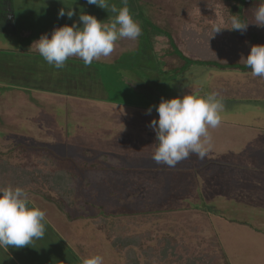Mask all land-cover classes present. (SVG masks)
<instances>
[{"label": "rangeland", "instance_id": "rangeland-1", "mask_svg": "<svg viewBox=\"0 0 264 264\" xmlns=\"http://www.w3.org/2000/svg\"><path fill=\"white\" fill-rule=\"evenodd\" d=\"M7 2L0 9V151L8 162H0V188L31 184L23 169L74 175L73 203L64 213L38 194L41 178L26 190L45 211L47 232L32 251L20 249L25 264H83L93 255H101L103 264H124L128 250L117 245L120 238L146 231L151 240L144 235L132 245L140 263L147 248L163 246L159 237L169 235L176 247L161 251L163 257L173 252L165 264H179V258L188 264H264V85L254 88L260 78L250 71L193 64L178 72L170 58H160L170 40L181 44L184 28L209 37L215 23L230 28L233 14L254 22L261 0H128L145 29L139 38L118 40L111 55L88 70L71 57L65 65L75 69L54 71L35 58V41L79 23L81 11L101 21L112 14L86 0H0ZM62 8L76 14L58 17ZM256 27L249 23L243 34L223 29L214 37L217 51L241 59L249 50L231 34L244 38ZM25 61L37 69L24 72ZM180 62L185 60L174 64ZM70 71L79 77L65 74ZM190 92H216L223 101L220 126L209 128L212 148L203 159L192 154L175 167L156 165L149 124L158 113L146 110ZM212 176L227 184L210 186ZM235 176L241 178L233 182ZM229 215L245 224L224 222Z\"/></svg>", "mask_w": 264, "mask_h": 264}, {"label": "clouds", "instance_id": "clouds-1", "mask_svg": "<svg viewBox=\"0 0 264 264\" xmlns=\"http://www.w3.org/2000/svg\"><path fill=\"white\" fill-rule=\"evenodd\" d=\"M121 2L123 7L117 8L109 0H87L89 5H96L112 15L101 21L81 11L79 23L73 21L71 25L56 27L50 37L45 33L34 42L39 55L57 69L64 68L71 57L81 59L88 66L94 60L110 56L118 40H136L142 35L141 25L134 19L128 0ZM75 14L72 8H62L58 17L67 15L72 19ZM253 19L254 22H247L239 14H233L231 27L215 24L213 35L223 29L243 34L249 23L264 27V0L255 7ZM241 59L253 77L264 79V44L252 45L247 57ZM153 108L158 118H153L149 127L155 132L156 148L152 160L156 165L175 167L192 154L205 158L212 148L209 128H216L222 122L224 104L218 93L201 96L190 92L182 97L162 98L158 105L149 106L145 114L151 115ZM46 232V213L33 205L24 188H0V249L34 247L36 241L45 238ZM103 260L101 255H93L85 258L83 264H103Z\"/></svg>", "mask_w": 264, "mask_h": 264}, {"label": "trees", "instance_id": "trees-1", "mask_svg": "<svg viewBox=\"0 0 264 264\" xmlns=\"http://www.w3.org/2000/svg\"><path fill=\"white\" fill-rule=\"evenodd\" d=\"M74 1H80V2H85V0H74ZM87 1V0H86ZM121 0H119L120 2ZM111 4L112 0L109 1ZM244 2V0H243ZM123 4L120 6L122 7ZM117 7V8H120ZM242 17V16H241ZM243 19H245V17H242ZM230 23V21H228V24ZM216 24V23H215ZM142 30L144 31V27H141ZM228 31V29H227ZM235 32V31H234ZM239 33V31H237ZM166 33V32H164ZM213 33H210L209 37H203V35L188 29V28H184L182 30V33L180 34V39L182 42H180L181 44L178 43H174V41L170 40V43L168 44V48L166 49V53L162 54L163 57H160L162 59L164 58H170V62L169 65L171 68H175L178 72L183 71L185 68L189 67L190 65L193 64H202V65H208V66H215L218 68H232V69H240L242 71H250L251 70L249 68H247L245 66V62L243 59H237L234 54H232L231 52H223L220 50L217 51L216 47H217V42L214 37L217 35ZM233 37H235L236 42H239L240 45L242 46V48H245L248 51V54L250 52L251 46L254 44H264V32L261 29L256 28H252L246 37H242L234 34H231ZM168 36V35H167ZM171 37V36H170ZM149 41V40H148ZM148 45L152 44V41L147 43ZM238 45V44H237ZM224 46V45H223ZM150 47V46H149ZM151 48V47H150ZM189 57L185 56L184 53ZM168 50V51H167ZM170 52V53H169ZM174 54L170 55V54ZM35 58H39V59H43L38 51H36ZM248 54H245L244 57L246 58ZM179 59H184L185 63H181L179 65H175L174 62H178ZM78 62H80V60H77ZM26 63H28V61H25ZM25 62L23 63V65L25 64ZM73 63V62H72ZM77 64V63H76ZM81 64V63H80ZM79 66V64H78ZM81 66V65H80ZM86 67L83 66L82 63V68ZM75 69V68H74ZM79 71H81L79 69ZM86 72V71H85ZM94 75V74H92ZM96 84V81H95ZM2 152L0 151V162L1 164H7V162H3L2 160ZM101 156L104 157H110L106 154H102ZM111 160L115 161L117 158L116 157H110ZM23 174L26 175L25 177L30 179V182L27 180L25 182L24 185H21L19 187L24 188L25 190L28 189H32L31 186L35 183L34 181H36L37 179L41 178L42 180H44L42 182L41 185H39L37 188V192L40 196H42L45 200L52 202L56 208L61 211L62 213L65 212V205L67 204L69 206V204H71L70 206H72V199L71 196L74 193V189L72 187V182L74 179V175L67 172V171H63V170H54L53 173L47 174L42 172L39 169H31L29 172L26 170H22ZM28 172V173H26ZM30 174V176L27 177V175ZM11 181V180H10ZM51 182L53 183V186L51 184ZM8 184L4 183L3 185H1V188H5L7 187ZM54 194V196L52 195ZM67 197L68 202H66L65 198ZM145 235V237H147L148 239L151 240L152 237H150L151 235L149 234L148 231H146L143 234L137 233V234H133L130 235L129 237H125V238H120L122 239V243L120 242V246H125L128 250V252L125 253V262L124 264H155L156 262H162L161 264H165L166 262H169L168 260H170V256L171 254H173V252L171 251V253H167L165 254V256L163 257L161 251L163 252H168L169 250H174V247H176V241H173L171 239V236L169 235H161V237H159L158 242L159 244L163 245L159 248H147L148 253L147 255H144V259L143 261L140 263V257L141 254L139 256H137V254H135V251H133L132 248H134L132 245L134 244H140V238L143 237ZM163 236V237H162ZM174 243V244H173ZM171 244L174 246L172 247ZM146 252V251H143ZM177 257H175V260L172 259L171 262L176 263ZM179 264H188L186 262H183L180 260H178ZM177 262V263H178Z\"/></svg>", "mask_w": 264, "mask_h": 264}, {"label": "crops", "instance_id": "crops-1", "mask_svg": "<svg viewBox=\"0 0 264 264\" xmlns=\"http://www.w3.org/2000/svg\"><path fill=\"white\" fill-rule=\"evenodd\" d=\"M5 4L7 5L8 4V2L7 3H2V4H0V9H6V7H1V6H5ZM6 16H8V15H6ZM5 20H6V18H5ZM42 62V65L44 64V67H45V69H46V64L41 60L40 61V63ZM41 65V66H42ZM77 65V64H76ZM78 66V65H77ZM24 67H25V70H24V72H31L32 71V69H37L36 67H35V64L33 63V64H31V63H26L25 62V64H24ZM48 68H51V70L52 71H54V70H56L57 68H55V67H53V66H50V65H48ZM65 70H68L69 68L71 69H73V68H76V67H73V66H69V64H67V65H65ZM85 68V67H84ZM87 68V67H86ZM87 70H88V68H87ZM46 74H49L47 71H44ZM86 73V72H85ZM65 74H69V75H71V74H74V73H72V71H70V72H66ZM74 75H77V74H74ZM78 76V75H77ZM79 77V76H78ZM71 78H72V76H71ZM79 80V79H78ZM262 85H264V79H262V78H260L259 79V82H255V84H254V88H259L260 86H262ZM51 86H53V84H51ZM44 87V86H43ZM48 86H46L45 85V88H47ZM132 137V136H131ZM189 170H191V169H189ZM185 172L187 173V174H190V172L188 171V170H185ZM186 174V175H187ZM192 175H194L193 173H192ZM241 178V177H240ZM239 177H237V176H235V177H233V182H235L236 180H239L240 179ZM228 180L226 179V178H223L222 180H213V176H212V178H211V180L209 181V185L210 186H215L216 188L218 187V186H221V185H226L227 183H225V182H227ZM220 182H222L221 184H219ZM214 183H216V184H214ZM224 202V201H223ZM227 202V201H226ZM220 203V202H219ZM221 204V203H220ZM225 205H226V207L225 208H228V206H229V203L228 204H226L225 203ZM235 209L237 210V211H239V208L238 207H235ZM233 207H232V210L233 211H236ZM222 211V210H221ZM223 212V211H222ZM225 215H223L222 213H221V217H224ZM228 218H230V219H228V220H226V221H224V222H237V223H240V224H245V223H243V222H240V221H236L235 220V217L234 218H232V216H228ZM251 229H253V230H255V231H258V230H256L255 228H252L251 227ZM264 233V232H263ZM221 247V246H220ZM20 249H23V250H25V251H27V252H30V251H32V247H30V246H25V247H23V248H19V249H16L15 247H9L8 249H0V264H25L26 263V258L27 257H25V255L24 254H22V253H20ZM223 249H222V254L224 255V253H223ZM30 264H31V262H30Z\"/></svg>", "mask_w": 264, "mask_h": 264}]
</instances>
